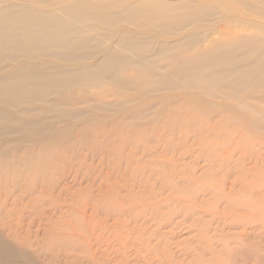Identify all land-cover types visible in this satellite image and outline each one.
Returning <instances> with one entry per match:
<instances>
[{
	"label": "bare ground",
	"instance_id": "1",
	"mask_svg": "<svg viewBox=\"0 0 264 264\" xmlns=\"http://www.w3.org/2000/svg\"><path fill=\"white\" fill-rule=\"evenodd\" d=\"M68 1L0 8V63L85 60L117 31L89 65L0 76L17 115L75 120L1 144L0 264H264V0ZM104 166L125 173L107 190Z\"/></svg>",
	"mask_w": 264,
	"mask_h": 264
},
{
	"label": "rangeland",
	"instance_id": "2",
	"mask_svg": "<svg viewBox=\"0 0 264 264\" xmlns=\"http://www.w3.org/2000/svg\"><path fill=\"white\" fill-rule=\"evenodd\" d=\"M219 2H229L228 0H218ZM37 1L34 0H0V8L8 5V4H19V5H30L33 6L35 8H42V9H50L51 7L57 6L58 3H61L60 5H65L68 4L69 1L68 0H55V1H50L53 2L51 4L48 5H41L38 3H35ZM231 2V1H230ZM203 27H205V25H203ZM121 28H133L132 26H128V25H123L121 26ZM106 27L104 26H99V30L103 31L105 30ZM97 30V32L100 33V31ZM110 32V35L108 36L109 38L106 40V42L103 43V45L101 46V48H97V49H93V50H89L91 51V56L85 60H76L74 62H61L58 61L52 57H45L42 55H38V54H31L28 56H18L14 61L11 60H4L3 62L0 63V76L9 73L11 71L12 68L19 66V65H45V66H56V67H60V68H65V69H73V68H77V67H83L86 65H89L91 63H93L94 61H96L102 50L106 47H108L115 39L116 37V33L115 32ZM103 33V32H102ZM152 37L155 38L154 34H149ZM176 38V36H160L157 37V40H161V41H166V40H174ZM155 53V50L152 49L149 54L152 55ZM168 93V92H167ZM169 95V94H167ZM129 99L131 100V104L129 105V107L134 106L136 103L139 102H145V101H155V95L153 96H143V97H138V96H134V95H130ZM0 110L5 111L7 113H9L13 118L15 117L16 122H18V125H4L3 123H0V129L2 130V134H0V146L3 142H5L6 140H14V139H26V141H29L30 144H34V143H38V142H49L55 139L59 138V135L56 133V131H46L43 133H39V134H31L28 131H22L21 130V125L22 123H28L29 121L32 120H45V121H49L51 117H55L58 114L55 113V111H49L47 110L45 113H41L40 115H37L35 117H31V116H26V115H22V114H16L13 110H11L10 108H8L7 106L0 104ZM89 110H87L88 112ZM130 111L129 109H126L125 112ZM122 112V113H123ZM121 113V112H120ZM89 114V113H88ZM96 117V115H93ZM58 117V116H57ZM58 119L61 120V122H63L61 125L64 126L69 125V124H74L75 120L71 119V118H60L58 117ZM104 119V118H103ZM65 125V126H66ZM50 135V136H49ZM122 174L124 173L123 168H114V169H110L108 166H104V168H102L99 173L97 174V177L101 178L102 176L106 175L107 179H106V190L112 188L114 185H118L121 181ZM115 178V179H114ZM101 180V179H100ZM104 181V180H103ZM16 259V261H15ZM12 261H14L15 263L18 264H22L19 259L17 257H14L11 259Z\"/></svg>",
	"mask_w": 264,
	"mask_h": 264
}]
</instances>
